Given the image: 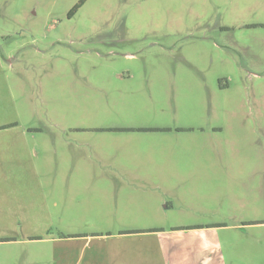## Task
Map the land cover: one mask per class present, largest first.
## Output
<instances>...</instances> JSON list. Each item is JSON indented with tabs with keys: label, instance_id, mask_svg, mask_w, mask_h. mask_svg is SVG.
<instances>
[{
	"label": "rangeland",
	"instance_id": "obj_1",
	"mask_svg": "<svg viewBox=\"0 0 264 264\" xmlns=\"http://www.w3.org/2000/svg\"><path fill=\"white\" fill-rule=\"evenodd\" d=\"M79 1L0 0V264H264V0Z\"/></svg>",
	"mask_w": 264,
	"mask_h": 264
},
{
	"label": "trees",
	"instance_id": "obj_2",
	"mask_svg": "<svg viewBox=\"0 0 264 264\" xmlns=\"http://www.w3.org/2000/svg\"><path fill=\"white\" fill-rule=\"evenodd\" d=\"M87 2V0H80L79 3L77 5H75L69 12L68 16L70 18H72L77 12L78 10ZM3 241H11L9 239L3 240Z\"/></svg>",
	"mask_w": 264,
	"mask_h": 264
}]
</instances>
